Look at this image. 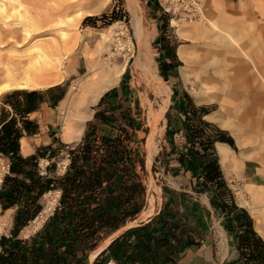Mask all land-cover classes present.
<instances>
[{"label":"rangeland","instance_id":"1","mask_svg":"<svg viewBox=\"0 0 264 264\" xmlns=\"http://www.w3.org/2000/svg\"><path fill=\"white\" fill-rule=\"evenodd\" d=\"M201 1L202 11L206 17L191 21L164 16L159 10L157 0H0L5 6L0 9V89L8 78V72L20 77L25 69L33 66L37 52L30 50L31 46L36 44L49 47L55 42L62 44L65 40L62 31L68 35L76 34L71 52L62 48L59 55L52 57L59 59L65 68L61 82L54 86L36 89L0 90L1 117L14 115L12 106L6 103V94L31 90L41 93L42 102L39 109L29 115V119L36 122L39 129L36 134L25 137L29 150L23 149V153L37 150L44 144L58 140L55 143L57 156L52 162L57 163L55 174L60 176L69 161L70 147L81 143L84 136L90 137V141L96 136L97 146L102 150V138H120L121 146H127L131 152L130 158L137 167L139 179L131 180L128 184L136 182L140 186L134 195L129 193L132 201L128 208H137L139 212L117 230L105 228L100 234L96 248L89 252L87 264H93L91 253L103 246L108 238H115L129 227L154 217L166 202L165 188L182 192L179 209L176 208L177 205L169 208L170 214L178 216V220L182 221L180 223L182 226H189V217L193 213L191 201L195 200L198 207L203 205V200H206L203 197L204 192L196 190L200 188L193 184V176L181 174L176 167L167 162V150L174 142L168 139L171 132L175 133L178 130L180 133L189 130L194 135L195 131L200 130L210 134L214 130H223L226 137L233 139L232 148L236 151L237 158L244 159L241 156L242 150H245L247 158L264 152V134L257 135L253 129H248L246 123L236 120L235 126L231 125L235 128L233 129L230 126L222 127L220 120L215 121L205 117L206 114L218 113L219 105L216 101L197 102L201 88L195 73L211 71V66H207V62L215 57L210 56V50L197 45L198 42L190 31L193 25H198L202 29L207 28L208 19L220 20L223 10L234 11L241 23L244 45L252 54L264 57V0ZM16 6L18 11L13 10ZM140 16L144 28V40L141 43L135 23V19ZM180 46L188 49L189 57H186V60L178 54ZM91 61L96 63L109 61L112 65H125L119 81L123 78L127 88L126 100H121L123 109L116 115L121 120L108 126H99L98 120L93 118L97 104L95 103L88 107L90 116L85 121L81 135L72 140H65L63 128L69 111L67 101L70 95L74 96L78 92L79 81L88 73ZM188 62L193 67V71L189 69L184 74L182 67L188 66ZM67 67L70 68L68 72ZM153 76H159L170 88V100L167 94L160 92L158 82ZM75 86L77 88H74ZM178 96L183 99V105L179 108L181 114L176 112L179 105L174 104ZM164 108H166L164 118L158 122L154 130H151V119ZM123 113L126 117L122 116ZM237 113L235 109L232 111L235 118L231 119V122L237 119ZM152 132L155 135H153L154 154L150 160L146 144ZM59 142L68 147L61 146ZM139 160H142V163ZM47 164L46 159L40 161L43 173ZM224 169L226 176L232 180L230 171ZM197 171L199 169H196ZM232 171L235 177V181L232 180V187H229L232 195L236 194L237 198H234L240 206L244 205L248 208L245 204L250 197L245 188L248 182L245 183L242 170L232 168ZM6 174H8V160L0 155V188ZM53 174L50 172V175ZM263 174L264 169L261 175ZM60 195L61 192L57 189L40 199L41 210L49 205L46 218L40 223L29 222L30 228L22 229L19 234L21 237L26 238L42 227L55 211ZM243 199L244 201H241ZM14 214V208L3 210L0 202V238L6 234L10 236ZM115 234L116 236H113ZM221 235L220 248L224 250L225 237L223 233ZM110 262L108 264H111Z\"/></svg>","mask_w":264,"mask_h":264},{"label":"trees","instance_id":"2","mask_svg":"<svg viewBox=\"0 0 264 264\" xmlns=\"http://www.w3.org/2000/svg\"><path fill=\"white\" fill-rule=\"evenodd\" d=\"M40 94L36 90L6 94V103L12 106L14 115L0 116V155L9 161V172L0 188V202L3 210L18 206L10 236L0 238V264H87L89 252L96 248L102 231L107 227L119 229L139 212L137 208H128L132 201L129 193L134 195L140 186L136 182L128 183L138 180L139 175L130 158L131 152L127 146H121L120 138H102V150L97 146L96 136L92 141L84 136L81 143L70 147L69 163L60 176L55 174L57 163L52 162L57 156L58 140L32 155L22 156V136L36 134L39 129L29 115L39 109ZM186 132L192 143L199 142V148L188 149L186 167L191 169L196 163L202 177L199 188L213 186L218 190L222 209L239 211L236 219L242 221L239 223L241 244L253 246L254 252L249 257L264 264V241L253 229L247 212L235 204L214 153L216 141L233 147V139L226 137L223 130H214L211 134L200 130L194 135L189 130ZM42 159L48 160L44 173ZM57 189L61 195L53 214L34 234L20 237V231L42 211L40 199ZM173 217L169 209L163 208L149 221L128 228L95 257L93 264L110 261L177 264L174 255L182 245L177 239Z\"/></svg>","mask_w":264,"mask_h":264},{"label":"bare ground","instance_id":"3","mask_svg":"<svg viewBox=\"0 0 264 264\" xmlns=\"http://www.w3.org/2000/svg\"><path fill=\"white\" fill-rule=\"evenodd\" d=\"M2 6L4 4L0 3V9H3ZM13 10L18 11V6ZM205 17L202 11L201 18L203 19ZM135 23L141 43L144 40V28L141 16L135 19ZM206 26L207 28L205 29H202L198 25L190 27L191 34L194 35L198 42L197 45L206 48L208 51L210 50V56L215 57V59L210 58L207 62V66H211V71L205 73L195 71L201 88L200 96L196 99L197 102L209 103L216 101L219 105L218 113L214 115L210 114L206 117L222 121L221 124L224 127L228 126H225V124L230 123L231 119L235 118L232 114V111L235 109L238 111L236 114L237 120L243 123L246 122L247 127L250 129L263 130L264 57L252 54L251 50L244 45L241 23L237 19V14L234 11L227 12L223 10L220 20L208 19ZM62 35L65 39L62 44L55 42L53 45L51 43L49 47L38 46L36 44L31 46L30 50L37 52V59L35 62L33 61V66L25 69L20 77L11 75L8 72V78L1 85L0 90L13 88L36 89L43 86H54L61 82L65 68H63L59 59L56 60L52 57L59 55L62 48H66L68 52H71L74 45L72 42L76 38V34L68 35L65 31H62ZM119 44L121 45V43ZM178 54L185 60L187 59L186 57H189L187 56L188 49L184 46L178 48ZM189 64L190 62H188V66L182 67L184 74L189 69L193 71V67ZM69 69L67 67V72ZM124 70V64L112 65L109 61L99 63L91 61L88 73L80 81L78 80V92L74 96L70 95L67 101L69 111L63 128V138L65 140H72L81 135L85 121L90 116L88 107L97 103L104 92L117 84ZM154 78L158 82L160 92L167 94L168 100H170V88L159 76H155ZM74 88L77 87L75 86ZM165 112L166 108L162 109L158 115L151 119V130H154L158 122L164 118ZM153 135L154 132L149 135L146 144L148 145V157L150 160L154 154ZM21 144L22 147H25V150L28 149V143L25 139L21 140ZM219 153L220 161L224 166L231 165L234 169L239 170L243 168L242 159L237 158L229 147L220 145ZM241 155L242 158H247L245 150L241 152ZM260 172L263 171L260 170ZM245 188L250 195L249 201H246L247 203L245 204H247L254 214L256 228L264 235V184H247ZM241 201H244V199ZM48 207L49 205L42 209L38 216L31 221V224L40 223L44 220ZM28 228L30 226L27 225L24 230ZM113 236H116V234ZM112 238L108 239L102 248L106 245L108 246ZM101 251V249H98L93 252L91 254V260L94 261L95 257Z\"/></svg>","mask_w":264,"mask_h":264},{"label":"crops","instance_id":"4","mask_svg":"<svg viewBox=\"0 0 264 264\" xmlns=\"http://www.w3.org/2000/svg\"><path fill=\"white\" fill-rule=\"evenodd\" d=\"M126 91L127 88L122 78L121 81H119V83L116 86H113L112 88H110L109 90H107L102 94V96L100 97L99 101L96 104L93 114V118H96L98 120L99 126H108L109 124H114V122L121 120L118 117H116V115L117 113L119 114L123 109V104H121L123 101L121 100H126V96H125ZM174 104L179 105L177 106L178 109H176V112H179V114H181L179 108L180 106L183 105V99H181L180 96H178V98H175ZM123 115H125V113H123L122 116ZM208 115L210 114H206L205 117ZM124 120H126V118H124ZM236 120L237 119H234L233 122L225 124V126L228 125L231 128H233L231 125L235 126ZM221 126L224 127V125ZM177 129H179V127ZM253 130L255 131V133L257 132V135L260 133L261 135L264 134V129L263 130L253 129ZM169 135L171 136L168 139L174 142H172V147H170L167 150L166 153V156L168 158L167 162L172 164L174 167H176V169L181 174H184L185 176H189V177L193 176V184L198 185L200 181H202V177H199L200 170L196 172V169H198L196 163L195 165H193L191 169H188V167L186 166L189 163V157L187 156L188 149L199 148V142L192 143L190 136H188V133L185 130L180 131V133L178 132V130H176L175 133L171 132ZM261 135L259 136L261 137ZM26 136L28 137V135L22 136L21 140L22 139L26 140L25 138ZM21 140H20V144H21ZM52 142L53 141L44 144V146L49 145ZM181 145H183V147H181ZM220 145H225L229 147L234 154L236 153V151L232 150L233 148L227 143L218 142V141L214 143V153L218 158V163L219 165H221L220 169L222 171L224 180L229 188L232 187L233 185L232 180L235 181L234 173L232 171L233 166L231 165L224 166L221 163L220 153H219ZM23 149L24 151H28L29 145H28V149L25 150V147H22L21 144L20 153L24 157L32 155L36 152V150H30V152L23 153ZM242 161H243V168L241 170L244 176L245 183L248 182V184H255V185L264 184V174L261 175L262 172H260V170L263 171L264 169V152L260 154H255L250 158L242 159ZM68 163L69 161L66 163V166L68 165ZM222 166L230 171V176L233 177L232 180L226 176V174L224 173L225 169ZM8 172H9V161H8ZM196 190L200 191L201 193L204 192V196L203 195L201 196H203L206 200H203V205L199 207L198 204L194 202L195 200L191 201L190 206L193 207V213L189 217V226H182L180 224L182 221L178 220V216L173 217V222L174 224L177 225V231H176L177 239L180 241L182 245L178 250V254L174 255V261L177 264H231L232 262L235 261L237 264H258V261L254 260L253 257H249V255H251L252 252H254L253 246L245 247V245L241 244L242 238H240V236L242 230L241 227H239V223H241L242 221L236 219V216L238 215L239 211L235 213L234 211L228 212L222 209L221 208L222 202L218 195V190L215 189L213 186H208L205 189L196 188ZM164 192L166 194L165 196L166 202H164V204L156 213V215H158L163 208L169 209L171 206L174 208L177 205L176 208L179 209L178 207L180 204L179 200H181V196H182L181 190H171L169 188H165ZM234 197L237 198L236 194ZM235 198L234 200L237 207L242 208L247 212V214L252 220L253 229L255 230L257 235L261 237L264 241V235L255 226V217L252 211L249 210L250 208L249 207L247 208L244 205L240 206ZM12 208H14V211L16 212L18 206L16 205L10 207V209ZM198 217H200V219ZM151 218L152 217L148 218V220H144L141 222H147ZM13 221H14V217H13ZM183 221L185 222V220ZM221 233H223L225 237L226 249L224 250L220 248V243L222 241ZM113 238L111 239V241L113 240ZM106 247L107 245L103 248L101 246L98 249L103 250ZM111 263L114 262L112 261ZM164 264H172V262L169 261Z\"/></svg>","mask_w":264,"mask_h":264},{"label":"built area","instance_id":"5","mask_svg":"<svg viewBox=\"0 0 264 264\" xmlns=\"http://www.w3.org/2000/svg\"><path fill=\"white\" fill-rule=\"evenodd\" d=\"M159 10L164 16L180 19L198 20L202 16L201 0H157Z\"/></svg>","mask_w":264,"mask_h":264},{"label":"water","instance_id":"6","mask_svg":"<svg viewBox=\"0 0 264 264\" xmlns=\"http://www.w3.org/2000/svg\"><path fill=\"white\" fill-rule=\"evenodd\" d=\"M104 250V249H103Z\"/></svg>","mask_w":264,"mask_h":264}]
</instances>
